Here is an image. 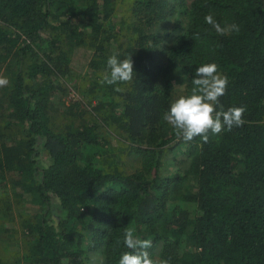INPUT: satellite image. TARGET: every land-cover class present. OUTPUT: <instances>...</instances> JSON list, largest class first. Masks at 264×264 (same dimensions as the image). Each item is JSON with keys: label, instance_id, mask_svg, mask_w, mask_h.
Returning a JSON list of instances; mask_svg holds the SVG:
<instances>
[{"label": "trees", "instance_id": "trees-1", "mask_svg": "<svg viewBox=\"0 0 264 264\" xmlns=\"http://www.w3.org/2000/svg\"><path fill=\"white\" fill-rule=\"evenodd\" d=\"M174 13L183 25L157 61L154 25ZM208 14L240 31L218 34ZM81 46L91 50L86 109L62 99ZM113 54L133 61L121 93L99 83ZM208 62L229 78L221 104L245 105V123L185 142L163 116L175 79L189 94ZM0 75V264H15L2 244L19 234L27 264H84L99 248L118 264L129 227L170 264H264V0H0ZM181 142L184 166L162 172L165 149ZM124 148L139 157L131 171L118 162ZM26 194L43 212L20 217L18 231L12 210ZM52 195L60 212L48 221Z\"/></svg>", "mask_w": 264, "mask_h": 264}, {"label": "clouds", "instance_id": "clouds-1", "mask_svg": "<svg viewBox=\"0 0 264 264\" xmlns=\"http://www.w3.org/2000/svg\"><path fill=\"white\" fill-rule=\"evenodd\" d=\"M205 21L221 35L240 31V26L236 23L222 27L211 14L205 16ZM106 63L108 71L101 74L99 83L116 85L115 92H124L125 89L119 85L131 82L134 76L130 54L123 59L118 58V54L110 55ZM8 83V78L0 75V87L7 86ZM228 83V76L220 70L217 63L199 65L195 68L190 93L176 98L163 119L185 142L199 136L207 143L209 133L219 135L225 130L231 131L233 127H242L245 123L246 106H230L225 109L220 102V97L226 93ZM122 242L128 251L121 253L118 264H170L169 259L152 258L148 251L152 247V241L140 238L134 228L124 230ZM117 243H120L119 239Z\"/></svg>", "mask_w": 264, "mask_h": 264}, {"label": "rangeland", "instance_id": "rangeland-1", "mask_svg": "<svg viewBox=\"0 0 264 264\" xmlns=\"http://www.w3.org/2000/svg\"><path fill=\"white\" fill-rule=\"evenodd\" d=\"M183 22V14L174 13L173 15L165 18L164 20L154 25L153 30L156 31L159 35L163 36V40L159 42L156 47L155 56L157 61L164 60V51L169 45L173 34L179 31V29L183 25ZM81 23H83V21H81ZM122 39H124V37ZM90 56L91 50L87 47L81 46L75 49L71 61L72 75L71 81L69 82V93L66 96H63L62 98L66 103L73 100H80V108L82 109H86L88 107L87 103L83 98L84 88L82 89L81 87L83 86V84H87L88 77L92 75V71L90 70L88 65ZM184 81V77H178L175 79L173 91V96L175 99L178 98L180 95L184 94ZM85 114L88 115V113ZM110 131L111 132L108 133V131L106 130V135H108V137L114 138L115 143L117 142L120 145H124L123 143L118 141V139L121 138V135L119 136V134L113 131L111 128ZM186 147L187 144L183 142H181L178 146L177 144H174L172 146L170 145L169 147H167L165 149L166 151L161 162V171L166 173L174 170L177 166H184L185 156L181 154V149H185ZM39 160L43 164H48L49 157L45 151L40 150ZM118 162L120 163L121 168H124L126 171H131L138 166L139 157L133 151L129 150L128 148H124L123 150H121L120 155L118 156ZM14 178H17V176H15ZM12 179L13 177L11 176L9 181L12 182ZM187 183L191 184L192 179H189ZM10 188L11 185L8 182L6 189L4 190H9ZM169 206H171V204H169ZM41 212H43V207H41V204L34 201L31 195L26 194L19 204L14 203L12 210L14 219L10 223V225L15 228H18V231H20V219L23 216H30L31 218H36ZM59 212L60 208L58 199L55 195H52L50 214L47 216V220L53 221L56 218L57 213ZM19 237L20 234L18 235V239L15 238L10 241L7 240L5 243L3 242L2 247L7 250V257L10 262L13 261L15 264H27V262L23 260L19 255V253L21 252V240ZM84 254V264H104V253L102 248L96 250L87 249Z\"/></svg>", "mask_w": 264, "mask_h": 264}]
</instances>
